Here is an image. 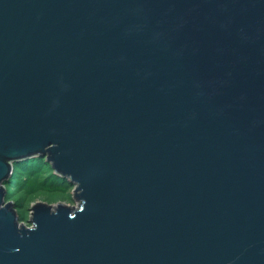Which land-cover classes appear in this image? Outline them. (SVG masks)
<instances>
[{
	"label": "water",
	"instance_id": "1",
	"mask_svg": "<svg viewBox=\"0 0 264 264\" xmlns=\"http://www.w3.org/2000/svg\"><path fill=\"white\" fill-rule=\"evenodd\" d=\"M0 264H264V0H0Z\"/></svg>",
	"mask_w": 264,
	"mask_h": 264
},
{
	"label": "rangeland",
	"instance_id": "2",
	"mask_svg": "<svg viewBox=\"0 0 264 264\" xmlns=\"http://www.w3.org/2000/svg\"><path fill=\"white\" fill-rule=\"evenodd\" d=\"M44 170L45 168L43 169V167H39L31 173L21 170L17 176L19 181L15 183L16 189L11 194L6 193L5 196L6 202L15 201L16 197L21 196L22 204H15V208L20 217V221L28 226H31L28 219L32 217V206L37 202L43 201L49 204L65 202L70 205H77V202L73 199L75 189L72 191L70 188L75 185L71 183L64 184L62 182L50 184V180H44ZM35 182H37L36 185ZM8 183L11 182L9 181ZM6 190H8L7 187Z\"/></svg>",
	"mask_w": 264,
	"mask_h": 264
},
{
	"label": "trees",
	"instance_id": "3",
	"mask_svg": "<svg viewBox=\"0 0 264 264\" xmlns=\"http://www.w3.org/2000/svg\"><path fill=\"white\" fill-rule=\"evenodd\" d=\"M39 167L45 168V174H44V180H50V184L55 183L54 181L57 180L59 182H62L64 184H68L67 180H64L60 176H58L56 173H54V169L51 167V164L46 160V158H43L41 156H34L29 159L22 160L18 163L14 164V170H13V175L10 179L11 183L6 184V187L8 188L7 194H11L12 191H14L15 188V183L18 182V175L21 172V170L27 171V173L34 172L36 169ZM45 180V181H46ZM44 182V181H43ZM20 197L15 198V204H22V199Z\"/></svg>",
	"mask_w": 264,
	"mask_h": 264
},
{
	"label": "bare ground",
	"instance_id": "4",
	"mask_svg": "<svg viewBox=\"0 0 264 264\" xmlns=\"http://www.w3.org/2000/svg\"><path fill=\"white\" fill-rule=\"evenodd\" d=\"M14 168V167H13ZM55 173V172H54ZM57 174V173H56ZM58 176H60L61 178H63L64 180H67V182L68 183H70L69 182V180L66 178V177H64V176H61V175H59V174H57ZM54 182H59V181H57V180H55ZM37 184V182H35V185ZM34 185V186H35ZM71 188V190L73 191V189H75V186H72V187H70Z\"/></svg>",
	"mask_w": 264,
	"mask_h": 264
},
{
	"label": "flooded vegetation",
	"instance_id": "5",
	"mask_svg": "<svg viewBox=\"0 0 264 264\" xmlns=\"http://www.w3.org/2000/svg\"><path fill=\"white\" fill-rule=\"evenodd\" d=\"M41 157H43V158H46L47 157V154H44V155H42ZM34 210L32 209V212H33Z\"/></svg>",
	"mask_w": 264,
	"mask_h": 264
}]
</instances>
